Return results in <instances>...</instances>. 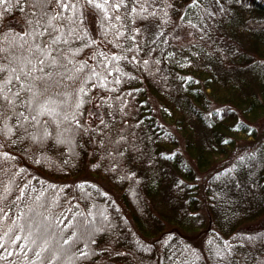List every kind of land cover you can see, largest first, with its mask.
I'll use <instances>...</instances> for the list:
<instances>
[{
	"label": "trees",
	"instance_id": "trees-1",
	"mask_svg": "<svg viewBox=\"0 0 264 264\" xmlns=\"http://www.w3.org/2000/svg\"><path fill=\"white\" fill-rule=\"evenodd\" d=\"M126 3L119 41L82 4L81 38L59 45L100 73L83 103L41 117L42 145L0 137L15 157H0V190L16 221L0 229H11L0 264H264V226L249 230L264 220V0H151L154 17L125 16ZM5 7L7 48L30 9ZM179 24L195 40L183 56Z\"/></svg>",
	"mask_w": 264,
	"mask_h": 264
},
{
	"label": "snow or ice",
	"instance_id": "snow-or-ice-1",
	"mask_svg": "<svg viewBox=\"0 0 264 264\" xmlns=\"http://www.w3.org/2000/svg\"><path fill=\"white\" fill-rule=\"evenodd\" d=\"M198 2L199 0H193V3ZM150 3L151 0H134L133 7L125 13V16L135 14L144 17L145 13L148 16H156L155 10L149 11L145 6ZM25 4L30 9V15L25 20V31L14 34L7 48L4 46L3 38L9 33L0 31V137L12 143L30 140L33 144L42 145L52 133L47 128L49 121L42 120L41 117L52 116L58 109L66 113L69 107L78 108L83 103L82 97L87 94L85 85L93 77L100 75L95 68L86 72V63H81L79 66L73 63L76 50L59 47L60 44H70L74 34L76 38H81L83 30H78V26L84 21L80 5H86L103 13L102 25L105 26L106 34L111 32L119 41L125 35L122 31L124 25L120 23L117 26L116 22L122 21L119 10L121 7L127 8V3L126 0H0V9L7 11L6 5H19L23 10ZM137 4L140 5L139 10L135 6ZM3 11H0V18L3 17ZM66 12L71 15L65 16ZM137 34H139L138 30ZM45 35L48 37L47 40L38 39ZM25 36L33 37L31 44L24 40ZM120 58L113 55L109 62L118 61ZM105 59L107 60L108 57L105 56ZM104 68L107 70V64ZM64 119H68L67 115ZM76 124L79 125L78 120ZM30 128H35L36 131H31ZM13 137L15 140L12 139ZM3 147L4 144L0 143V149ZM0 157L15 159L5 152H0ZM8 191L7 186L0 190V229L5 227V220H8L9 224H16L8 214L10 210H6L3 206ZM16 199L23 201V190H20ZM25 229L31 235L32 230L28 224L20 230ZM9 232L11 229L0 231V240L8 236ZM20 239L18 235L10 237V241ZM40 239L41 237L38 236L32 240L33 244L41 248L40 251H34L36 257H41V252L47 251L37 243ZM68 242L67 239L64 240V243ZM43 243L46 244L47 241L43 240ZM0 249H5L4 243H0ZM81 255L87 253L82 251ZM32 264H35V261Z\"/></svg>",
	"mask_w": 264,
	"mask_h": 264
},
{
	"label": "rangeland",
	"instance_id": "rangeland-1",
	"mask_svg": "<svg viewBox=\"0 0 264 264\" xmlns=\"http://www.w3.org/2000/svg\"><path fill=\"white\" fill-rule=\"evenodd\" d=\"M173 44L175 49L178 51L180 56H183L184 52H188L187 49L188 47H190L191 45H194L195 40L193 39V37L191 36V33L189 31V29L182 24L177 25V27L175 28V31L173 32ZM183 59L186 61L187 60V56L185 55L183 57ZM29 177H39L38 173H36L35 171L32 170H28ZM89 179H93V180H97V178L95 177H88ZM75 179H71V181L73 182ZM264 226V220L252 223L249 226V230H256L259 229L261 227ZM192 234V233H191ZM191 236V235H189Z\"/></svg>",
	"mask_w": 264,
	"mask_h": 264
}]
</instances>
